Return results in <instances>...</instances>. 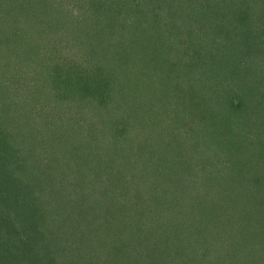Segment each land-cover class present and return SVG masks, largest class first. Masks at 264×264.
<instances>
[{
	"label": "trees",
	"instance_id": "obj_1",
	"mask_svg": "<svg viewBox=\"0 0 264 264\" xmlns=\"http://www.w3.org/2000/svg\"><path fill=\"white\" fill-rule=\"evenodd\" d=\"M196 1L0 0V86L9 87L8 93L0 91V264L117 263L118 259L112 263L104 259L95 261L97 257L91 251V244L102 241L99 236L106 235L104 245L109 253L122 251L118 245L119 237L110 238V245L106 232L98 234L94 229L109 213L106 191L102 190V194L99 191L98 197L94 196V190L86 193L84 184L90 187L93 182L80 176L85 172L84 162L90 155L88 151L82 152L83 149L96 146L100 149L102 144L98 141L93 147L94 137L82 134L87 130L83 126L78 134H72L69 128L74 121L71 119L59 120L50 130L46 118L40 121L29 113L34 115L36 106L35 111L47 113L51 99L62 104L69 100L78 104L81 99L91 104H105L116 96L118 100L128 101L130 87L137 83L132 70L127 68L128 62L138 65V73L150 78L146 86L154 89L157 95L150 89L151 102L146 99L150 94L142 99H130V113L136 117L134 123L139 125L143 121L145 127L136 131L137 140L132 143L130 139V157L125 156L123 171H130V167L136 170L135 163H141L139 173L143 171V164L146 165L149 170L142 174L148 179L149 172L161 165L163 182L169 185L172 181V188L180 186V178L176 177L181 167L191 160L188 158L189 161L179 163L171 157L174 152V156H178L181 151L182 158L185 154L192 158L202 145L194 144L195 136L188 143L191 148H180L181 134H174V131L169 134V130L155 139V126L147 114L142 117L141 113L147 105L156 107V100L161 98L170 103L166 105V120L175 121L174 113H180V118L191 117L189 125L200 126L199 122L191 121L196 109L203 110L201 116L207 118L203 120L200 132L206 136L205 142L211 139L216 146L205 149L212 160L208 158L207 165H212L210 163L217 159L215 154L219 152L222 156L225 153L232 155L230 158L223 156V165L215 162L213 166L221 174L209 178H216L217 184L227 181L232 173L222 171L237 166L242 173L247 170V175L241 176L245 179L246 189L243 193L240 189L239 194L237 187L233 189L235 198L232 197L228 207L223 208L224 215L228 213L225 223L229 225L224 229V238L217 236L220 233L212 228L202 237V245H209L207 248L202 246V253L193 245L195 237L185 244H191L202 256L199 264H264V238L259 241L254 237L264 234V216L246 208L243 200L250 197L256 204L264 202V165H260L264 161V134L262 141L256 140L259 135L252 130L248 135L243 134L248 126L244 116L257 113L254 110L259 105L261 108L257 109L264 112V73L259 75L264 71V0H211L207 7ZM74 11L78 13L74 14ZM68 18L78 25L69 23ZM15 21L18 22L16 26ZM134 26L138 29L133 30ZM79 27L85 30L80 33ZM142 34L149 41L139 40ZM62 37L66 39L60 43ZM143 46L146 48L141 51ZM64 49L72 54H65ZM165 63L169 64L159 77L146 70L150 64L158 70ZM14 66H17V71L13 72L17 74L16 78H8V72L11 73ZM27 79L28 86H21L19 94L20 81L27 82ZM170 86L171 92L165 96L163 90H169ZM22 95H26L27 102L22 101ZM134 95H142L141 90H135ZM31 96L35 104L30 106ZM171 98L177 99L175 107ZM39 124L43 128L46 124L47 132L40 130ZM164 124L159 123L158 130ZM192 130V134H198L199 127ZM37 134H44L43 138L35 141L33 147L21 151L23 144L33 145L31 135L37 137ZM184 135L190 136L187 132ZM251 139L258 145L248 144ZM236 148L248 152L236 156L232 152ZM135 152L140 153L139 161ZM199 153L203 157L206 155ZM206 159L205 156L203 161ZM111 160L115 162L117 157ZM243 166L246 169L243 170ZM120 174L121 169L114 173V179ZM172 179L177 180L174 183ZM121 187L119 193L125 191L120 198H130V184ZM169 189L149 186L147 181L146 186L136 187V192L144 200L155 202L161 192ZM160 196L161 200L166 199L165 193ZM121 224L130 225V222L125 218ZM105 227L108 233V226ZM170 228L171 224H165L163 235H171ZM119 231L121 234L120 226ZM35 233L38 237L31 240L28 236ZM90 233L99 236L92 238ZM108 234L111 236L112 233ZM192 234L195 235L194 232L185 233L186 236ZM128 236L121 234L122 238ZM24 241L26 245L22 249L20 244ZM144 246L142 251L134 252L138 255L133 258L135 261L143 260L140 264L171 261L165 248L157 242L146 241ZM23 253H28L27 261L19 256ZM8 254L11 258L5 259ZM103 255L108 257L104 252ZM128 257L127 262L120 261L119 264H130ZM187 264L196 263L190 261Z\"/></svg>",
	"mask_w": 264,
	"mask_h": 264
},
{
	"label": "rangeland",
	"instance_id": "obj_2",
	"mask_svg": "<svg viewBox=\"0 0 264 264\" xmlns=\"http://www.w3.org/2000/svg\"><path fill=\"white\" fill-rule=\"evenodd\" d=\"M210 1L211 0H197L196 3L198 5L202 3L203 7H207L208 4H210ZM142 2H146V1H142ZM158 5H161L160 2L158 3ZM77 13H78L77 11H74V14H77ZM143 19L146 20V16H144ZM5 20L8 21V19H5ZM68 22L69 23L73 22L78 25V22H75V20L72 18H68ZM17 23L18 22L15 21L14 25L16 26ZM136 29L138 28L134 26L133 30H136ZM56 30L57 29H55L54 31ZM83 30H85V28L81 29L80 33ZM61 31L63 32V30ZM132 33L133 31H130V35H133ZM143 36L144 35L142 34V37L139 40L149 41L148 38L146 39V36L144 37ZM65 39L66 37H62L61 39H59V42L61 43ZM156 42L160 45L159 39H157ZM151 46L154 48L153 42H151ZM145 48L146 47L143 46L141 51L145 50ZM63 51L65 52V54H68V51L66 49H64ZM69 54H72V53H69ZM128 63H127V68L132 70L131 73L134 74V77L137 81V83H135L133 86L130 87V99L136 100L140 97H141L140 99H142V98H145L146 95L150 94V96L147 97L146 99L149 102H151V99H152V94L150 93L151 88L149 89L146 86L148 84L147 82H149L148 79L150 78H147V76H144L143 74L140 75V72L138 73L139 68L136 67L138 65L134 66V65H130V62ZM168 64L165 63V66L159 67L158 70H156L157 66L154 67V64H150L146 68V70L154 74L156 73L155 77H159L163 75V73L166 71V66ZM13 68L14 69L11 70V73L8 72L9 74L8 78L9 77L16 78L17 74H13V72H15V70L17 69V66L16 67L14 66ZM263 73L264 71H261L259 75L262 76ZM155 77H154V80H152V82L155 81ZM12 81L13 80L11 79L10 82ZM10 82L9 83L7 82V84L12 85V87H14L15 85H13V83H10ZM20 82H21L20 87L17 90L19 94H21L20 93L21 86H24V84L28 86L27 84H29L28 79H27V82H25V80L24 81L22 80ZM8 89L9 87H4V85L0 86V91L2 90L1 91L2 94L6 93V91L8 93ZM139 89L141 90L142 95H134L135 90L139 91ZM170 89H171V86L169 90L167 89L163 90L166 93L165 96L169 92H171ZM151 90L154 91L157 95V92L154 89H151ZM21 99L22 101L27 102L26 95H22ZM30 99L31 100L28 101V104L29 102H31L30 103V106H31L32 104H35V101L32 100V96ZM130 99L128 101H123L124 99L118 100L116 96L114 99L106 102L105 104L104 102L101 104L100 103L91 104V103L84 102V99H81L80 102H78L77 104V103H74L72 100H69L68 102L65 101L64 103L65 105L62 104L63 102L55 101L51 99V103L48 104L47 113H44V112L39 113L35 111L36 109H38V107L36 106L34 109V115H33V112H30L29 114L32 117L36 115L38 120L40 119V121L46 118L45 120L49 122L48 126L50 130L54 129L55 125H57V122L59 120L62 121L65 119H71L74 121V123L71 124V128H69V131L72 134L74 135L78 134L80 130L79 128L83 126L87 128V130L84 131L82 134H86V135L88 134L91 137L92 136L94 137L93 139L94 142H92L93 147L98 145V141L102 144V147H100V149L97 146L94 148H89L88 150L83 149L82 152L88 151L90 155L88 154V158L86 159L87 162L86 163L84 162L83 168L85 167V172L81 173L80 176H81V179H84L87 182H93L90 185V187L88 185L86 187L84 184L83 189L86 191V193H89V192L93 193V190H94V193H93L94 196L98 197L100 193L101 194L103 193L102 190L106 191L105 193L107 197L106 199L108 200L106 205H109L108 206L109 213L107 215V218H103L102 219L103 221L101 223H98L95 225L94 229L98 231V234L103 231L106 232L107 242L110 243V245L112 244L110 242L111 239L113 240L119 237L118 245L122 253L121 252H117L115 254L109 253L110 251L107 250L108 249L107 245H104V238H106V235L99 236V235H92V233H90L91 235L90 237L92 238L95 236H99L100 238H102V241L92 242L91 244V248H92L91 251H93V255L95 254V257H97L95 261L104 259V260H107L108 263H112V261L114 260L116 261V259H118L116 264H119L120 261L121 263L124 261L127 262L129 260L128 256H130V264L131 263L140 264L143 260L140 259V260L135 261V259L133 258H136L138 255L136 254L137 255L136 256L134 252L142 251L143 249H145L144 244L146 241H149V242L155 241L160 246L165 248L164 249L165 253L168 257H170V260H171V261L164 260L163 262L158 263V264H182V263L187 264L190 261H193L194 263L199 264L202 256H200L198 252H195V250L192 249L191 244H185V243L195 237L194 240L192 241L193 245H196L197 250H199V252L202 253V250H200L202 249V246H204V248H207L209 246L207 244L202 245V242L204 241V239L202 238L203 235L208 234L206 233L207 229L211 230L213 228L216 233H220V235H217V236L219 237L222 236L224 238V235H225L224 229L225 227H229V225L225 223L228 213L224 215L223 208L228 207V203L232 201L231 200L232 197L235 198L233 189L237 187L238 194H239L240 189L242 193L244 192L243 189H246L244 188V185H243L245 182V179L243 180L241 176L247 175L246 173L247 170L244 171V173H242L241 170L237 166L234 167L235 169H230L231 167L229 168L224 167L225 169L222 168L221 171L224 169V171L222 172H225L226 174L232 173V175L230 176V179H228L227 181H223L219 184L216 183L215 181L217 180L216 178H212V179L209 178V176H212L215 174L216 175L221 174V172L217 171L216 168L213 166L214 163L217 162L223 165L224 163H221V159L223 158V156L230 158L232 155L231 154L228 155L225 153L222 156V153L219 152L215 154L217 159L214 162L210 163L212 165H207V163L209 164L208 162L209 157L207 155L208 152H206L205 149L210 150L212 147L215 148L216 146L214 145V141H212L211 139L205 142L207 138L206 136H204L203 133L200 132V126L203 124L202 122L206 121V118H207L204 115L201 116L202 113H204L203 110L196 109L194 112L195 117L191 121V123L199 122L200 126H198V124L189 125L191 117L183 118L181 116L180 118V113L179 114L174 113L173 116H175V121L172 119L166 120L167 113H168V110H166V105L169 106L170 103L166 102V100L164 99L161 100V98H158L156 100L157 102L156 107L153 108L147 105L141 113L142 117L145 114H147V116H149L150 123L155 126L154 132L156 134H154V138L156 139V137L162 134V132L166 134V132L164 131L169 130L170 131L169 134H172L173 131H174V134H181L179 136L180 143H178L180 145V148L184 147L183 149L187 150L191 146L188 143L191 142L195 136H197V139H196L197 141L194 142V144L198 146L199 145H202V146H199L197 148V150L195 151L196 154L192 158H190L186 154L182 158L183 153L181 151H180V154H178V156H174L175 154L174 152L173 156L171 157L173 160H177L179 163L181 162L183 163L184 161L186 162L189 161L188 158L191 160L187 165H184L181 167V171L177 177L175 174H173V177H176L177 179L180 178L179 179L180 186H178L177 188L175 186H174L175 188L171 187L172 181H170L169 185H166L163 182V179H161L162 176L160 175L162 174L161 165L158 168L154 169L153 172H149V174L147 175L148 179H146V177L142 174V173H147L149 170L146 165L143 164V171L142 173H139L141 171L139 170L141 169V166H140L142 165L141 163H135L136 170H133L130 167V171L124 172L122 169V166L126 161L125 156L128 155V157H130V154H129L130 145H131L130 141L132 140V143H133V141L137 140V136L135 134L136 131H139L140 127L141 128L145 127V123L143 121H141L139 125L135 124L136 117L131 116L134 114L130 113V107H132L130 106ZM171 101L172 103H174L173 106L175 107L176 106L175 103H177V99L171 98L170 102ZM256 105L257 104H254V106ZM60 106L63 107V109ZM59 107L61 110L60 114H59L60 111L58 112ZM259 107L260 105L257 106L258 109ZM257 108L255 107V110H254V111H257V113L252 112L251 114L249 113L248 115L244 116V120H246V123L248 124V126L246 129L243 130V134L248 135L251 133V130H252L253 132H256V135H259V137H257L256 140L262 141L261 137L264 134L263 132L264 104L262 105L263 114ZM28 109H30V107ZM164 121H165V124H164ZM84 123L87 125H84ZM159 123H161L162 125L164 124V126L160 130H158ZM197 127H199L198 134H192L194 132V130L192 129L196 130ZM39 129L42 131L44 130L46 132L48 130L46 124H45V128L41 127V125L39 124ZM130 129L132 131H130ZM186 132L187 134H190V136H188L187 138L184 135ZM55 133H57V131ZM33 135H31V140H32L31 143H33V145L28 146L29 145L28 143H27L28 145L23 144L21 147V151L23 149H27V147H33L34 142L36 141L37 143V140H41L44 134L42 135L37 134V137H34ZM183 137L185 138V141ZM114 142H116V146H113ZM254 143L255 145H258V142L257 141L255 142L253 139L248 141V144H254ZM76 144H78V142H76ZM199 152H202L203 154L207 153L205 155L207 158L206 161H203V158L205 156L203 157L202 155H200ZM232 152L234 153V155L239 156V155H242L243 153L245 155L248 151L245 153V150L243 151L242 148H236V149H232ZM138 153H136L138 155V157H136L137 161L140 160L139 159L140 153L139 154ZM36 157H40V156L36 154ZM94 157H96L95 161H93ZM112 157L113 158L117 157V160L113 162L114 160H111ZM209 160L212 161L211 158H209ZM30 163H31V160H30ZM260 165L263 166L264 161H262ZM205 166H207L208 170H210L211 167L212 169L209 172H207V169ZM119 169H121V174L116 179H114V173H117ZM244 169H246V166H243V170ZM131 172H134L135 174L133 173L130 174ZM163 172L165 171L163 170ZM171 173H174V171ZM263 173H264V169H263ZM177 179H172V180L175 183V180ZM147 181L149 182V186L155 185L156 188L158 189L167 190L170 188L169 191L166 192L164 190L160 194V195H163L165 193L166 199L161 200L160 195H158V197L155 199L156 200L155 202L146 201L143 198H141V195H138V192H136V187L146 186ZM122 184H125L126 186L127 184H130V189H129L130 198H126L125 200H123L119 196L121 193L125 191L123 190L121 193H119L120 189L122 190L123 188L121 187ZM99 191L100 193H98ZM241 195L244 196V194H241ZM255 195L257 194L255 193ZM238 198H239V195H238ZM243 200L245 202L246 208H248L250 211L258 212L264 216V202H262L260 205L256 204L253 202V200L250 197L249 198L245 197ZM101 207L103 208L104 206H101ZM122 210H123V213L121 212ZM101 212L102 214L105 213V211H101ZM89 218H93V217L89 216ZM125 218H127V220L130 222V225L121 224V222ZM158 224H159V227H158ZM165 224H168V225L171 224V228H170L172 232L171 235H167V233L163 235L164 228L162 229V227H164ZM104 225L108 226V233H112L111 236H109V234L107 233L106 227ZM119 226H120V229L122 230L121 234H128L129 235L128 237H125V238L121 237ZM188 232H194L195 235L192 234L190 236H186L185 233H188ZM196 234H198V236ZM28 237L31 238V240H34L38 237V233L29 235ZM254 237L255 239L260 241L264 238V234H261L260 236H254ZM216 239L220 241V238H216ZM200 240L202 241L199 242ZM107 242L105 243L107 244ZM20 245L23 249L24 246L26 245V242L24 241V243H21ZM199 246H201V248ZM126 250H127L128 256L126 255ZM103 252L104 254L106 253L108 257H105L103 255ZM28 253L19 254V256L22 257L24 261H27ZM9 258H11L10 254H8L5 257V259H9Z\"/></svg>",
	"mask_w": 264,
	"mask_h": 264
}]
</instances>
